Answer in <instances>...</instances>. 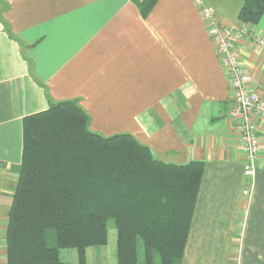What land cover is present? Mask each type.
Returning a JSON list of instances; mask_svg holds the SVG:
<instances>
[{"label": "crops", "instance_id": "1", "mask_svg": "<svg viewBox=\"0 0 264 264\" xmlns=\"http://www.w3.org/2000/svg\"><path fill=\"white\" fill-rule=\"evenodd\" d=\"M0 0V264L20 174L23 119L76 101L91 132L128 134L205 173L182 264H264V121L251 196L230 82L196 0ZM241 23V0H203ZM251 31L264 35V16ZM13 35L14 37H12ZM264 98V54L233 42Z\"/></svg>", "mask_w": 264, "mask_h": 264}, {"label": "trees", "instance_id": "2", "mask_svg": "<svg viewBox=\"0 0 264 264\" xmlns=\"http://www.w3.org/2000/svg\"><path fill=\"white\" fill-rule=\"evenodd\" d=\"M157 1L139 3L144 17ZM241 1L238 20L258 25L264 0ZM204 173L203 161L167 164L131 135L91 132L76 101L51 102L23 119L7 264H87V248L108 243L110 219L117 264H138L139 241L143 264H182ZM65 249L79 261L64 262Z\"/></svg>", "mask_w": 264, "mask_h": 264}, {"label": "built area", "instance_id": "3", "mask_svg": "<svg viewBox=\"0 0 264 264\" xmlns=\"http://www.w3.org/2000/svg\"><path fill=\"white\" fill-rule=\"evenodd\" d=\"M196 6L230 82L233 101L230 117L237 126L244 154V176L247 181L244 195L251 196L260 154L257 131L264 121V98L253 87L251 75L243 69L233 42L247 40L264 54V35L251 31L246 23L233 24L220 17L203 0H196Z\"/></svg>", "mask_w": 264, "mask_h": 264}, {"label": "rangeland", "instance_id": "4", "mask_svg": "<svg viewBox=\"0 0 264 264\" xmlns=\"http://www.w3.org/2000/svg\"><path fill=\"white\" fill-rule=\"evenodd\" d=\"M61 259L64 262L77 263L79 261L76 249H65L61 251ZM87 264H117L116 258V223L114 219L108 221V243L104 246L89 247L86 250ZM144 263V247L139 241L138 244V264ZM155 264H159L156 256Z\"/></svg>", "mask_w": 264, "mask_h": 264}]
</instances>
